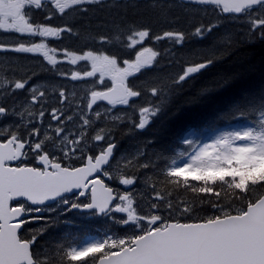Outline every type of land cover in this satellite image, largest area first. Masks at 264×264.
I'll return each mask as SVG.
<instances>
[{
    "label": "snow or ice",
    "instance_id": "snow-or-ice-1",
    "mask_svg": "<svg viewBox=\"0 0 264 264\" xmlns=\"http://www.w3.org/2000/svg\"><path fill=\"white\" fill-rule=\"evenodd\" d=\"M190 2L212 5L219 8L221 13L247 12L252 26L264 28V0ZM128 3L129 0H124L123 4L119 0H0V30L27 37L22 42L14 41L11 44L0 41V53L38 55L48 66L42 70L50 69L63 79L82 81L98 74L100 85L105 83L106 78L111 81V87H106L103 91L89 90L87 111H84L82 103L73 105L71 101L75 100V93L70 98L68 90L60 86L57 99L60 105L66 104L68 107H53L50 113L51 122L45 128L44 117L48 114L49 95L47 87L43 91L39 90L38 85L29 88L30 82L39 73L32 72V75H28L25 71L22 76L12 79L10 77H15L17 73L15 68L10 67L0 75V120L8 116L19 120V123L12 122L0 127V264H50L47 258L40 259V253L32 251L37 237L21 238L18 230L26 223L22 219L23 215L36 213L34 218H39L46 202L58 200L66 206L71 204L72 208L91 209L97 214H123L126 218L114 222L122 227L133 226L136 230L135 234L125 237L108 236L80 247L67 248L63 255L69 264H85L89 258H93L96 264H264V192L254 199L251 198L254 190L264 187V127L261 131L248 128L223 133L203 144L184 140L183 143L190 147L179 155L188 157L187 162L177 166L173 161L166 171L157 173L163 175L165 183L183 185L189 189L194 196L200 198L201 208L204 205L211 206L212 214L191 222H181V219H187L193 212L200 210L195 202L189 204L180 200L174 204L153 183L147 189L154 193L151 197L153 202L150 203L148 213L141 215L134 200L135 193L127 190L137 184V176H119V183L127 186L122 193L109 187L100 178L101 173L110 179L117 178L110 174L111 159L117 145L113 142L111 132L105 133L103 129L93 137L97 143L107 141V147L101 148L99 154H95V143L91 146L85 143V130L94 124L91 116L94 105L102 100L111 106L106 113L95 112L98 120L113 111L115 106L129 105L132 98L141 96V91L134 90L128 81L143 70L153 67L162 53L154 51L152 47H140L135 52V59H123V66H120L119 57L109 54L106 49H65L57 52L55 47H49V38L62 40L65 34L80 38L82 34L70 22L59 27L51 26L50 21L55 13H59L61 17L73 13L75 18L76 15L97 10L90 6H99L100 10L119 7L126 11ZM48 4L51 8L46 7ZM257 5L261 11L253 15L252 9ZM177 6L172 3L166 6L157 4L156 0L146 5L148 8L161 9L164 17L167 16L166 9ZM34 10L48 12L44 22L34 21ZM164 22L169 25V30L156 35L155 42L170 41L177 46L190 36L200 35L211 27H205L201 23L198 26L192 25L193 31H187L171 27L179 23L177 20L165 19ZM104 26L103 22L97 25L99 28ZM111 32L115 33V40L112 35L104 34H100L97 40L90 32L84 39L99 45L118 42L132 50L153 35L151 27L142 21L137 27L135 22L129 25L123 19L111 22ZM126 32L128 35L124 38ZM36 38H39L38 43L33 42ZM163 55H167V52ZM57 56H63L64 59L58 60ZM80 62L90 65L91 70L72 71L70 77L65 72L57 71L61 64L77 66ZM13 63L9 61V64ZM184 63L188 66L183 67L182 74H177L178 79L157 78L147 89L150 96L159 97L160 102L155 109H139V122L133 125L136 130L145 128L149 117L157 114L164 97L174 86L182 84L189 74L203 68L208 61L205 59L197 62L196 59H191ZM25 91L28 93L27 97L19 100L16 94ZM9 98H13L11 105L8 104ZM36 105H40L38 114L35 111ZM68 111H72V115H66ZM77 117L81 121L79 124H75ZM119 119L112 117L113 122ZM69 123L75 124L72 131H68L66 127ZM29 128L31 131H28ZM85 151L92 154L87 155L86 162L81 167L65 163L73 158L83 161ZM29 152L43 167L29 166L21 159ZM77 152L80 153L79 156L76 155ZM12 162L16 166H12ZM120 167L117 161L116 170ZM150 167L152 164L149 161L140 164L139 170ZM190 180L197 182L199 186L190 185ZM218 184L221 187L226 186L228 192L218 191ZM76 193L80 197L88 198L90 202L81 203L65 198ZM228 195L233 203L237 200L245 201L247 198L246 207L233 209L229 203H221ZM208 196L216 199L204 198ZM16 198H24L31 207L27 204L11 207L10 202ZM161 212H167V217Z\"/></svg>",
    "mask_w": 264,
    "mask_h": 264
},
{
    "label": "trees",
    "instance_id": "trees-1",
    "mask_svg": "<svg viewBox=\"0 0 264 264\" xmlns=\"http://www.w3.org/2000/svg\"><path fill=\"white\" fill-rule=\"evenodd\" d=\"M110 2V0H109ZM120 4L124 0H119ZM152 0H129L126 11L123 8H104L91 10L87 14L58 16V26H65L66 22L75 25V29L81 32L80 38H73L65 34L62 40L53 44L68 50H88L99 48L107 50L109 54H116L120 61L131 58L134 49L129 50L125 45L113 42L109 45H99L95 42H86L84 36L87 33L99 38L100 34L112 35L111 22L123 19L129 25L134 22L139 27L140 22L149 25L152 29V37L146 38L143 45L152 47L154 51L162 53L153 67L143 70L140 74L130 78L128 83L134 90L141 91L142 95L132 98L129 105L118 108L122 117L116 122H105L107 132H111L113 141L117 142L118 151L127 155L125 165L131 176H137L138 193L143 203L151 200L154 193L147 190L155 183L158 190L166 198H170L175 204L184 200L191 204L195 202L198 211L193 212L188 220L206 217L211 213V206L200 207V198L194 196L183 185L176 186L165 183L163 175H157L161 170L166 171L172 166L173 161L185 160L186 156L179 155L188 151L182 138L190 130L199 132L204 130L216 132L218 130L230 131L238 124L251 122L262 126L261 117L264 116V28L254 27L249 23L251 18L247 12L241 15L224 16L219 8L205 5L184 4L174 0H156L157 4H177V7L166 9L167 16L161 15V9L148 8L146 5ZM133 4L135 6H133ZM182 5V6H179ZM261 11L260 6L252 9V14L257 15ZM82 16V18H81ZM42 18L43 16L40 15ZM40 18V19H41ZM167 19L177 20L178 24L172 28H181L193 31L192 25H211L200 35H192L185 39L180 46L170 41L155 42L154 37L169 30V25L164 22ZM103 22V28L97 27ZM128 33H125V37ZM167 52V55L163 53ZM5 55V54H4ZM22 55L0 56V74L8 68H15L17 72L28 73L41 72L42 64L36 58L30 59ZM196 59L197 62L207 60L208 63L189 77L180 85H176L171 92L164 97V101L157 114L149 117L145 128L136 130L133 125L139 122V109L148 107L155 109L160 102L159 97H151L147 89L157 78L172 77L178 79L177 74H182L183 67L188 65L186 60ZM13 61V64H9ZM23 66V67H22ZM152 106V107H151ZM261 128V127H260ZM193 142H199V138ZM200 143V142H199ZM151 162L152 167L139 170V165ZM123 168V167H121ZM190 185L197 182L190 180ZM199 186V185H197ZM218 191L227 193L226 186H216ZM264 187L257 188L251 193L255 198ZM205 199L215 200L216 197L208 196ZM167 203V199L165 200ZM221 203H229L233 209L246 207L245 201L232 202L230 195L225 196ZM183 205H181L182 207ZM163 207V205H162ZM234 213V212H233ZM185 220V219H182ZM89 223H82L81 229L89 228ZM62 223L56 226H48L43 238L36 240L39 252L45 258L61 263L64 259L63 246L59 236ZM45 230V229H43ZM48 230V231H47Z\"/></svg>",
    "mask_w": 264,
    "mask_h": 264
},
{
    "label": "flooded vegetation",
    "instance_id": "flooded-vegetation-1",
    "mask_svg": "<svg viewBox=\"0 0 264 264\" xmlns=\"http://www.w3.org/2000/svg\"><path fill=\"white\" fill-rule=\"evenodd\" d=\"M40 15L43 16V17L41 18ZM47 15H48V12H46V11H33L34 20H37V19L42 20ZM1 34H3L4 36H7L9 43H13L14 41L15 42H22L24 39H27V37H20L19 34H16V33L2 32ZM38 41H39V38H36L33 42H37L38 43ZM9 55L10 56H16V54H9ZM27 55H31V54H27ZM30 59H27V60H30ZM38 62L42 64L41 66H42L43 69L44 68H48L46 62H43V63L41 61H38ZM58 67H59V69L57 68V71L65 72V73L68 74L69 77L71 75V72L74 71L73 66L70 65L69 63L61 64ZM83 69H84V71L85 70H90L89 69V65L84 64ZM16 73H17V75L15 77H10V78L15 79V78H18L19 76L23 75V73H20V72H17V71H16ZM38 73H39V75L34 77L32 79V81L30 82L29 88H31L33 85H38L39 86V90L43 91L45 89V87H47L48 94H49L48 95V107H47V113L48 114L44 117V127L47 128L49 123L51 122V117H50L51 109L53 107H62V108H67L68 107L66 104L65 105H60V103L59 104L57 103L59 87L63 86V87H65L68 90V92H70V91L74 90V85H73L74 82H87L88 80H90V78H87L86 80H82V81H74L73 82L70 79L60 78L56 74V72H54V71H52L50 69L49 70H42L41 72H38ZM28 75H32V73H28ZM25 78H27V77H25ZM54 88H55V91H54ZM16 95L19 98V100H23V99H25L27 97L28 93L26 91L25 92H18ZM12 99L13 98H9V100H8V104L9 105H11ZM99 102H101V101H98L97 104H100ZM96 105H94L93 111L96 110L97 108H100V107H96ZM39 109H40V105H36L35 106V111L37 112V114L39 112ZM86 111H87V107H86ZM69 112L70 111H68L66 113V115H68ZM12 122L19 123V120L16 117L8 116V117L4 118L3 120H0V127L6 126V125H8L9 123H12ZM52 126L53 127L56 126L54 122H52ZM66 127H67L68 131H72L74 129L73 127H70V126H66ZM88 130L89 129L85 130V132L88 131ZM28 131H31V128H29ZM25 135H27V133H25ZM73 138H75V137H73ZM92 139H93L92 135H89L88 133H86L85 143L89 144V146H91L93 143H95V144L99 143V142L98 143L94 142V140H92ZM34 142H35V140H34ZM106 146H107L106 141H101V144L100 145H96V147H95V150H94L95 154H99V150L101 148H105ZM48 147L51 148V145H48ZM91 154L92 153H88L87 151H85V156H84V160L83 161L80 160V159L73 158L72 161H65V163H71L72 166H74V167L82 166V164L84 162H86L87 155H91ZM58 155H62V153H58ZM76 155L79 156L80 153L77 152ZM21 159L25 163H27L29 166L43 167L42 164H38L37 163L35 156L32 155L30 152H29L28 155L22 157ZM111 165H112V162H111ZM12 166H16L15 162H12ZM110 174L112 175L111 172H110ZM100 178L105 180L106 182H108V181L110 182V180H111L109 177H105L103 175V173L100 174ZM67 199H70V200L74 199L72 201H79L81 203H86L89 200L88 198H84V197L80 198L78 194H76L74 196L73 195L69 196ZM19 204H27L29 207H31V205H29L26 201L14 202V205H16V206H18ZM53 209H55V207L43 208V210L39 214V218H34V217L37 216L36 213H32L31 215H29L30 218H25L24 220L26 221V223L23 224L22 233L25 234L28 237H33V236H31V233H35V234H37V239L42 238L41 232H40L41 231L40 227L43 226V224L45 222H48V219H49V217L51 215H57V216L61 215V214H58V211H56V210L53 211V212H50ZM38 236H39V238H38Z\"/></svg>",
    "mask_w": 264,
    "mask_h": 264
},
{
    "label": "rangeland",
    "instance_id": "rangeland-1",
    "mask_svg": "<svg viewBox=\"0 0 264 264\" xmlns=\"http://www.w3.org/2000/svg\"><path fill=\"white\" fill-rule=\"evenodd\" d=\"M142 45H143V43H142ZM142 45H140V46H138V49H136V51H139L140 50V47H148V46H142ZM135 51V52H136ZM58 52V51H57ZM135 54V53H134ZM57 59L58 60H63L64 59V57L63 56H57ZM127 59H135V55H134V57L133 58H127ZM120 66H123V62H120ZM91 70V69H90ZM76 71H79L78 69H76ZM95 81L93 82V83H88V82H74L73 83V85H74V90L73 91H70L69 92V96H70V98H71V95H72V93L74 92L75 93V91H78L79 89H81V90H88V88H90L95 82H99V80H100V78H99V75L97 74V76L95 77ZM105 82L107 83V84H110L111 83V81L109 80V79H107L106 78V80H105ZM98 85H100L99 83H98ZM81 94V96L83 95V92H80ZM75 100H72V104L73 105H76V104H83L84 105V111H86V108H85V103H84V101H83V98H81V97H79L78 95H76V93H75ZM57 103L59 104V101H58V99H57ZM96 107H100V108H97L96 110H94L92 113H91V116H92V119L94 120V124L91 126V128H89V130L88 131H86V133H88L89 135H92V137H94L98 132H100V124H101V122H103L105 119L104 118H100V119H96V117H95V112H101V113H106L107 111H106V109L108 110L111 106L110 105H108L107 107L106 106H104V104L103 103H100V104H97L96 105ZM68 115H72V111H70L69 113H68ZM107 116V115H106ZM114 116V115H113ZM81 121L79 120V118L77 117L76 118V120H75V124H79ZM75 124H73V123H69V124H67L66 126H70V127H75ZM248 128H252L251 126H247V125H245V126H241L240 128H237L236 129V131H242V130H245V129H248ZM253 129V128H252ZM255 130V129H254ZM192 134L193 133H191L189 136L190 137H192ZM221 134H220V132H216V133H214V134H211L208 138H206L205 140H203V143H209V142H211V140H213V139H215L216 137H218V136H220ZM189 137V138H190ZM93 140V139H92ZM202 143V144H203ZM101 144V142H99L98 144H96V145H100ZM183 162H187V159L186 160H182V161H177V166L178 165H180L181 163H183ZM124 191V190H123ZM122 191V192H123ZM143 198V197H142ZM142 198H139V199H142ZM135 199V198H134ZM117 202H119V201H117ZM151 202H153L152 200H150L149 201V205H150V203ZM60 204H62V202H60L59 203V205ZM138 208V207H137ZM138 211H139V214H141V215H143V214H147L148 213V211H149V207H146V206H144V205H142L141 207H140V209H138ZM51 212V211H50ZM61 213V211H58V214H60ZM119 215H121V216H119L118 218H113V213H110L109 215H107V217H105V221H107V224L105 225V228H103V233H102V237L100 238V239H98V238H88V239H86L81 245H79V246H74V247H80V246H83V245H85V244H87V243H89V242H93V241H96V240H102V239H104V238H106V237H108V236H113V237H117V238H119V237H125V236H128V235H132V234H135V232H136V230H135V228L133 227V226H125V227H122L120 224H118V223H115L114 222V220H119V219H122V218H126L123 214H120V213H118ZM161 214L162 215H164L165 217H167V215H168V213L166 212H161ZM174 218H176V216L174 215ZM89 260V259H88ZM88 260L85 262V264L88 262ZM93 263V262H92ZM88 264H91V261L88 263Z\"/></svg>",
    "mask_w": 264,
    "mask_h": 264
},
{
    "label": "water",
    "instance_id": "water-1",
    "mask_svg": "<svg viewBox=\"0 0 264 264\" xmlns=\"http://www.w3.org/2000/svg\"><path fill=\"white\" fill-rule=\"evenodd\" d=\"M183 1H190V0H183ZM224 14H229V13H224ZM47 203V202H46Z\"/></svg>",
    "mask_w": 264,
    "mask_h": 264
},
{
    "label": "bare ground",
    "instance_id": "bare-ground-1",
    "mask_svg": "<svg viewBox=\"0 0 264 264\" xmlns=\"http://www.w3.org/2000/svg\"><path fill=\"white\" fill-rule=\"evenodd\" d=\"M149 106H150V105H149ZM149 106H148V107H149ZM151 107H152V106H151Z\"/></svg>",
    "mask_w": 264,
    "mask_h": 264
}]
</instances>
